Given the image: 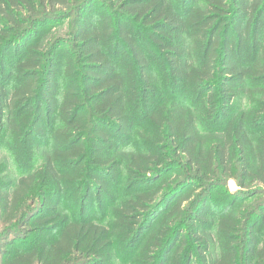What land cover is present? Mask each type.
Returning <instances> with one entry per match:
<instances>
[{"label":"trees","instance_id":"16d2710c","mask_svg":"<svg viewBox=\"0 0 264 264\" xmlns=\"http://www.w3.org/2000/svg\"><path fill=\"white\" fill-rule=\"evenodd\" d=\"M0 145V264H264V0H0Z\"/></svg>","mask_w":264,"mask_h":264},{"label":"rangeland","instance_id":"374dc122","mask_svg":"<svg viewBox=\"0 0 264 264\" xmlns=\"http://www.w3.org/2000/svg\"><path fill=\"white\" fill-rule=\"evenodd\" d=\"M63 28H65V26H63ZM60 31H63V30H60ZM4 150H5L4 145H0V163L5 166V165H7L9 163V159L8 158L5 159ZM11 162H12V160H11ZM11 171H12V173H15V171H16V168L14 167V164H13V166L11 168ZM14 175H16V174H14ZM228 183H229L228 184V188L230 189V191L239 190V187H238L237 183L234 180H230ZM123 188H124L123 187V183H121L119 186L116 187V190H115V194L116 195L114 196L115 199H118L121 196H124V193H123L124 189ZM212 194L220 202H225V201H228V200L231 199V196L220 185L216 186V189L214 191H212ZM261 197H263V199H264V195H261ZM237 204H243V202L242 203H237ZM61 207H62V209H61L62 211H64L63 209H66L67 207H69L70 209H72L71 211L76 212V207L71 201H68L66 203L63 202ZM97 214H95V215L98 216ZM218 214H219V212L216 211V212H214V214L211 213L210 216L213 217V218H216V216H218ZM134 254H135V251L130 252V253L126 254V255H123L121 252H117V255L115 257V259H116L115 264H128L127 256L131 258ZM129 264H131V263L129 262Z\"/></svg>","mask_w":264,"mask_h":264}]
</instances>
